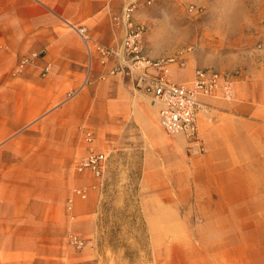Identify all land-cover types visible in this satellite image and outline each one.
Instances as JSON below:
<instances>
[{
	"label": "rangeland",
	"instance_id": "1",
	"mask_svg": "<svg viewBox=\"0 0 264 264\" xmlns=\"http://www.w3.org/2000/svg\"><path fill=\"white\" fill-rule=\"evenodd\" d=\"M138 15L151 57H183L192 74L264 70V0H154ZM79 90L61 113L23 133L30 141L21 147L35 152L65 133L70 150L51 176L61 187L52 194L50 247L37 238L41 252L21 256V264H264V222L204 221L210 203L195 190L204 153H189L182 137L160 130L150 98L116 80ZM85 132L108 154L102 181L75 171L87 154ZM236 230L241 238L219 233ZM70 235L84 240L81 250Z\"/></svg>",
	"mask_w": 264,
	"mask_h": 264
},
{
	"label": "crops",
	"instance_id": "2",
	"mask_svg": "<svg viewBox=\"0 0 264 264\" xmlns=\"http://www.w3.org/2000/svg\"><path fill=\"white\" fill-rule=\"evenodd\" d=\"M125 2L0 0V264H21V256L39 254L37 238L49 240L50 247L52 194L61 187L51 176L60 174L58 165L69 157L64 131L38 152L21 147L30 141L23 133L61 113L73 90L116 80L134 91L121 74L101 80L116 61L103 65L95 56L89 59L77 33L85 28L92 40L119 45L124 31L112 18ZM135 20L140 23L139 15ZM33 54L38 56L34 63L16 71L20 60ZM45 67L49 70L43 76ZM194 72L174 65L169 78L188 83ZM232 92L229 101L200 98L210 113L199 119L204 181L195 190L206 192L203 197L210 203L204 208L205 222L238 226L264 222V70L238 76ZM156 121L159 126L157 114ZM219 233L241 238L238 230Z\"/></svg>",
	"mask_w": 264,
	"mask_h": 264
},
{
	"label": "built area",
	"instance_id": "3",
	"mask_svg": "<svg viewBox=\"0 0 264 264\" xmlns=\"http://www.w3.org/2000/svg\"><path fill=\"white\" fill-rule=\"evenodd\" d=\"M154 0H126L119 15L112 18L115 26H121L124 36L121 43L114 47L103 45L92 40L85 28L77 30L89 59L97 57L105 65L110 60L116 61V66L108 70L101 80L108 76L121 74L128 77L135 92L150 98L156 111L158 124L168 137H182L188 144L189 153L205 152L203 140L199 134V119L210 113L207 104L200 98H220L232 100V86L237 78L234 72H220L213 69H196L193 79L188 83H176L170 80L171 68L176 65L183 67L185 60L179 56L151 57L146 49V32L144 24L135 20L137 14L149 7ZM195 11L191 6L189 12ZM33 54L23 58L16 71L32 65L37 59ZM49 67L42 70V75L48 73ZM85 142L88 144L86 156L75 165L78 174H89L102 181L105 175L108 154L90 146L93 143V133L85 132ZM75 196L85 199L86 189L73 190ZM67 210H72V200L67 202ZM70 244L77 250L84 247V240L77 235L69 236Z\"/></svg>",
	"mask_w": 264,
	"mask_h": 264
}]
</instances>
